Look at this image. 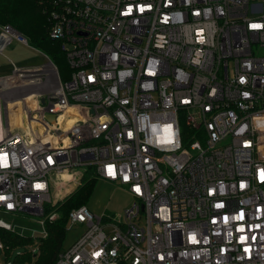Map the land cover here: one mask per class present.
I'll return each mask as SVG.
<instances>
[{
	"label": "built area",
	"instance_id": "2783aa9c",
	"mask_svg": "<svg viewBox=\"0 0 264 264\" xmlns=\"http://www.w3.org/2000/svg\"><path fill=\"white\" fill-rule=\"evenodd\" d=\"M48 20L70 73L0 76V214L45 238L52 189L86 168L134 203L73 209L85 231L55 264H264V0H54ZM13 42L0 25V55Z\"/></svg>",
	"mask_w": 264,
	"mask_h": 264
},
{
	"label": "trees",
	"instance_id": "16d2710c",
	"mask_svg": "<svg viewBox=\"0 0 264 264\" xmlns=\"http://www.w3.org/2000/svg\"><path fill=\"white\" fill-rule=\"evenodd\" d=\"M53 1L0 0V25L12 26L27 39L31 47L40 52L43 51L41 53L50 58L61 74L60 67L67 66L65 55L60 44L49 37L48 11L51 9ZM66 80L67 78H63L62 81ZM183 130L184 132L189 131V127L185 123ZM80 176L78 182L81 180V183L74 191L57 203L49 205L46 209L47 236L39 238L37 241L39 249L37 255L34 256L29 252L22 257H17L16 261L28 264H55L59 254L64 250L69 213L83 205L88 206V201L96 186L97 180L93 179L91 171ZM54 213L57 218L54 221H49L47 217ZM0 239L13 250L22 245L32 244L34 241L31 237L27 238L3 228H0Z\"/></svg>",
	"mask_w": 264,
	"mask_h": 264
},
{
	"label": "rangeland",
	"instance_id": "374dc122",
	"mask_svg": "<svg viewBox=\"0 0 264 264\" xmlns=\"http://www.w3.org/2000/svg\"><path fill=\"white\" fill-rule=\"evenodd\" d=\"M15 43L21 44L20 42H13V44H10L6 51L2 55H0V76L4 73L10 72L12 66L10 67L9 65L12 63L17 67L26 68L30 67L31 63L45 65L48 62L42 54L36 53L31 48H28L26 45L23 46L24 48H15ZM68 67V65H63V67H60V77L62 80L63 78L68 79L69 77L68 73H70V69ZM77 171L80 173V175L87 174L89 172L86 168H80L77 169ZM92 177L94 176L92 175ZM78 178H81V176H79ZM93 179H96L97 181L96 186L91 194L90 200L88 201V207L92 210L95 215L99 217L105 215L116 218L119 221L124 220L125 212L134 203V199L128 193L126 188L121 186L120 184L113 183L104 179H97L96 177H94ZM79 183H81V180H79V182L75 185H68V188L64 190L59 195V197L56 196L55 192L52 189V203H57L60 199H63L70 192L74 191L78 187ZM48 207L49 205L46 206V208ZM0 219L3 220L5 223L11 225V228L14 232L27 238L31 236L38 237L44 231V227L38 222V220L40 219L39 217H31L28 215H19L18 217L1 213ZM84 231L85 228L80 225L73 227L72 230H68L64 241V249L71 246L84 233ZM35 247H38L37 241H33L32 244H26L15 248L11 253V258L9 259V261L15 262L16 258L20 254L24 256L29 252L31 253V251ZM2 261L5 264L4 255H2Z\"/></svg>",
	"mask_w": 264,
	"mask_h": 264
},
{
	"label": "crops",
	"instance_id": "0c3cea01",
	"mask_svg": "<svg viewBox=\"0 0 264 264\" xmlns=\"http://www.w3.org/2000/svg\"><path fill=\"white\" fill-rule=\"evenodd\" d=\"M13 44V43H12ZM23 46H25V44H17V43H15L14 44V47L15 48H17V47H21V48H24ZM28 48H31L33 51H35L36 53H40V54H42L45 58H46V56L43 54V53H41L40 51H38V50H36L35 48H33V47H31L30 45H26ZM47 59V58H46ZM47 61H48V59H47ZM13 64V63H12ZM12 64H10L9 66L11 67V70H10V72L9 73H4L3 75H9L11 72H12V69H13V65ZM38 66H41V65H39V64H36V63H31V66L30 67H26V68H33V67H38Z\"/></svg>",
	"mask_w": 264,
	"mask_h": 264
},
{
	"label": "bare ground",
	"instance_id": "6f19581e",
	"mask_svg": "<svg viewBox=\"0 0 264 264\" xmlns=\"http://www.w3.org/2000/svg\"><path fill=\"white\" fill-rule=\"evenodd\" d=\"M16 105V106H15ZM18 105H17V103H12L11 105H10V108H11V110H13V109H16V107H17ZM10 122H11V125H18V114L17 113H14V111H12L11 113H10ZM68 179V178H67Z\"/></svg>",
	"mask_w": 264,
	"mask_h": 264
},
{
	"label": "water",
	"instance_id": "95a60500",
	"mask_svg": "<svg viewBox=\"0 0 264 264\" xmlns=\"http://www.w3.org/2000/svg\"><path fill=\"white\" fill-rule=\"evenodd\" d=\"M42 102H44V100H42ZM49 119H50L51 121H54V117H49Z\"/></svg>",
	"mask_w": 264,
	"mask_h": 264
},
{
	"label": "snow or ice",
	"instance_id": "6c2138e0",
	"mask_svg": "<svg viewBox=\"0 0 264 264\" xmlns=\"http://www.w3.org/2000/svg\"><path fill=\"white\" fill-rule=\"evenodd\" d=\"M0 199H2V198H0Z\"/></svg>",
	"mask_w": 264,
	"mask_h": 264
}]
</instances>
